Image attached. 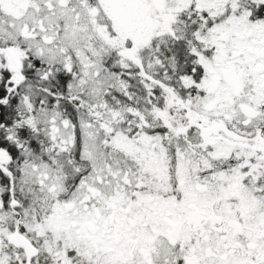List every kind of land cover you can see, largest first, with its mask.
Segmentation results:
<instances>
[{"label": "snow or ice", "instance_id": "snow-or-ice-1", "mask_svg": "<svg viewBox=\"0 0 264 264\" xmlns=\"http://www.w3.org/2000/svg\"><path fill=\"white\" fill-rule=\"evenodd\" d=\"M0 264H264V0H0Z\"/></svg>", "mask_w": 264, "mask_h": 264}]
</instances>
